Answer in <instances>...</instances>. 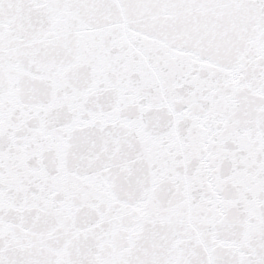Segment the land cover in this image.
<instances>
[{"label":"snow or ice","instance_id":"1","mask_svg":"<svg viewBox=\"0 0 264 264\" xmlns=\"http://www.w3.org/2000/svg\"><path fill=\"white\" fill-rule=\"evenodd\" d=\"M0 264H264V0H0Z\"/></svg>","mask_w":264,"mask_h":264}]
</instances>
